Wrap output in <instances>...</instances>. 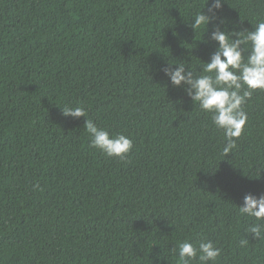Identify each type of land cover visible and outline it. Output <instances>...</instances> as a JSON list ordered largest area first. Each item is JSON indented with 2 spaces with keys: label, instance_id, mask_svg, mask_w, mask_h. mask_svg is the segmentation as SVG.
I'll return each mask as SVG.
<instances>
[{
  "label": "trees",
  "instance_id": "16d2710c",
  "mask_svg": "<svg viewBox=\"0 0 264 264\" xmlns=\"http://www.w3.org/2000/svg\"><path fill=\"white\" fill-rule=\"evenodd\" d=\"M206 3L0 0V264H180L184 240L211 241L215 264H264V240L238 209L264 193V92L243 106L226 157L210 114L157 70L199 73L214 25L264 21V0H224L207 33L194 32ZM81 105L132 139L126 160L90 147L86 118L62 113Z\"/></svg>",
  "mask_w": 264,
  "mask_h": 264
},
{
  "label": "clouds",
  "instance_id": "9594fccd",
  "mask_svg": "<svg viewBox=\"0 0 264 264\" xmlns=\"http://www.w3.org/2000/svg\"><path fill=\"white\" fill-rule=\"evenodd\" d=\"M210 4V6H209ZM224 0H207L202 10L196 11L190 23L191 29L208 31L217 12L223 8ZM207 8V11H203ZM223 17L220 23H224ZM211 40L216 42V49L209 60H202V70L195 73L186 71V64L170 63L157 69L163 72L168 83L175 89L182 90L192 104L210 114L211 123L223 136L221 155L228 156L237 147L248 121L244 105L257 90L264 92V21L258 22L252 30H221L214 25ZM180 102H183L181 98ZM65 117L79 119L85 117L84 128L90 137V147L97 149L106 157L126 160L133 148V141L123 133L111 134L88 118L84 106H65ZM262 171V170H261ZM259 172V176L261 174ZM38 188L39 185H35ZM239 214L251 220L244 229L245 233L257 240H264V193L247 192ZM249 244L247 238L239 241L240 247ZM173 251L178 255L180 264H215L221 255L220 249L211 241L200 240L196 244L184 240Z\"/></svg>",
  "mask_w": 264,
  "mask_h": 264
}]
</instances>
